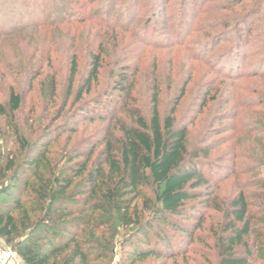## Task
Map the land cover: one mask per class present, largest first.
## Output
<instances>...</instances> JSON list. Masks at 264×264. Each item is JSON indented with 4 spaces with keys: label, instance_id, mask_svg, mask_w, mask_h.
I'll use <instances>...</instances> for the list:
<instances>
[{
    "label": "rangeland",
    "instance_id": "obj_1",
    "mask_svg": "<svg viewBox=\"0 0 264 264\" xmlns=\"http://www.w3.org/2000/svg\"><path fill=\"white\" fill-rule=\"evenodd\" d=\"M76 1L0 0V171L8 159L15 163L14 172L6 174L8 181L2 178L4 172L0 175V189L12 187L8 195H0V213L11 209L16 199L40 209L24 184L34 181L33 168H24L28 159L44 153L46 161L39 164L42 177L48 179L53 168L64 170L69 177L68 169L76 170L73 164L79 161L68 164L73 155H87L96 147L95 159L101 148L98 140L104 125L81 118V101L75 102V94L88 68L87 53L97 49L103 31L88 21L81 22L86 7ZM101 9L109 8L103 5ZM115 20L119 28L111 43L119 50L112 54L109 48L107 68L99 72L98 82L82 101L103 94L116 60L129 67L133 106L145 114L153 77H158L162 115L170 109V96L185 87L176 121L187 130L188 149L207 150L206 156H200V167L212 182L201 188L210 193L203 200L209 201L207 208L203 201L187 204L195 217L204 213L195 237L171 231L185 241L183 250L170 259L150 257L135 264H220L218 238L227 223L224 212L242 183L264 181V0H121L112 10L110 21ZM232 20L238 23L234 31L224 27ZM111 37L107 38L111 41ZM220 38L225 41L219 42ZM74 55L78 71L66 101L69 61ZM54 83L55 99H51ZM11 92L22 97L14 114L8 108ZM203 97L206 102L201 109ZM16 132L29 142L27 151L21 150ZM245 170L248 172L243 174ZM73 186L79 192L84 185L77 179ZM249 189L259 195L264 191L261 187ZM144 193L153 202L152 193ZM137 206L142 208L140 200ZM143 217L145 223L154 216L146 211ZM125 235L126 231H120L116 243ZM149 235L152 238L154 232ZM0 246L9 247L2 240ZM132 249L116 246L111 264H119ZM235 253L243 256L242 246Z\"/></svg>",
    "mask_w": 264,
    "mask_h": 264
},
{
    "label": "trees",
    "instance_id": "obj_2",
    "mask_svg": "<svg viewBox=\"0 0 264 264\" xmlns=\"http://www.w3.org/2000/svg\"><path fill=\"white\" fill-rule=\"evenodd\" d=\"M120 2L76 1L79 6L86 7L87 13L81 22L88 21L103 31L97 49H90L87 53L85 63L88 68L81 75L82 87L75 94V102L81 101V118L90 124L104 125L98 140L101 148L95 159L92 156L96 147L87 155H73L68 164L79 161L73 164L76 170L68 169L72 174L69 177L64 170L55 168L48 179L42 177L39 164L46 161L44 153L26 161L24 168H33L34 181L24 184L35 195L40 209H31L27 206L28 201L16 199L11 209L0 213V240L16 252L23 264H111L116 246L133 248L125 252V258L119 264H135L150 257L170 259L183 250L185 242L171 231L193 239L196 229L203 223L204 213L195 217L188 211L187 204L193 200H208L209 191L201 188L212 182L202 174L200 167V156H206L207 150L188 149L187 130L179 128L176 121L175 114L185 87L170 96V109L162 115L158 77H153L149 108L145 114L134 107L136 101L131 95L133 79L129 67H122V62L116 60L103 94L82 101V96L90 94L92 85L98 82L99 72L107 68L105 59L110 57L109 48H112V54L119 50V46L111 43L117 38L119 21L110 19L112 10ZM103 5L109 9L101 11ZM231 22L224 27L234 31L238 23ZM109 34L112 35L111 41L107 38ZM236 38L241 40L239 35ZM77 71L78 60L74 55L69 61L66 101L72 94ZM55 93L54 83L50 87L51 99H55ZM205 102V99L201 101V109ZM21 103L22 97L11 92L8 99L11 114L19 111ZM15 135L21 150L27 151L29 142L17 132ZM46 148L47 145L42 150ZM14 169L13 159H8L0 171V175L4 172L3 180L8 181L6 174ZM242 172L246 174L248 171ZM77 179L84 185L79 192L72 187ZM2 185L0 181V187ZM252 187L264 189V181L242 183V189L224 212L227 223L224 234L218 238L220 264H264V191L261 195L248 191ZM11 189L10 185L1 188L0 195H8ZM145 191L152 193L153 202L146 197ZM252 198L256 200L252 202ZM139 200L142 203L140 210L137 206ZM203 204L207 208L209 201H203ZM146 211L154 217L151 222L142 223ZM178 219L183 220L179 222ZM120 231H126L128 235L116 243ZM151 231L154 232L152 238ZM238 246L244 250L241 257L235 253Z\"/></svg>",
    "mask_w": 264,
    "mask_h": 264
},
{
    "label": "built area",
    "instance_id": "obj_3",
    "mask_svg": "<svg viewBox=\"0 0 264 264\" xmlns=\"http://www.w3.org/2000/svg\"><path fill=\"white\" fill-rule=\"evenodd\" d=\"M0 264H23V262L11 248L0 246Z\"/></svg>",
    "mask_w": 264,
    "mask_h": 264
}]
</instances>
